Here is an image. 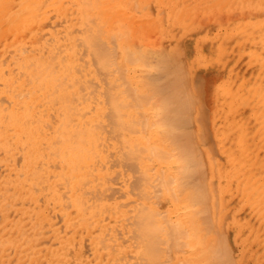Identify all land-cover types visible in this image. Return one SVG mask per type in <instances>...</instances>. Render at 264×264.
<instances>
[{
    "label": "bare ground",
    "instance_id": "6f19581e",
    "mask_svg": "<svg viewBox=\"0 0 264 264\" xmlns=\"http://www.w3.org/2000/svg\"><path fill=\"white\" fill-rule=\"evenodd\" d=\"M166 4L171 13L219 4L256 11L241 23L257 24L264 44V0H0V264H156L155 242L168 229L194 235L196 246L212 239L199 227H168L157 201L264 204V164L251 152L264 135V53L261 74L239 75L223 40L199 31L169 55L138 51L120 14ZM169 20V34L186 27ZM186 80L202 82L208 104L216 82L217 146L200 122L202 101L196 117L218 169L208 187L196 151L177 139L188 135L179 128L191 115ZM232 128L233 151L220 139ZM196 246L186 263L232 264L229 252Z\"/></svg>",
    "mask_w": 264,
    "mask_h": 264
},
{
    "label": "rangeland",
    "instance_id": "374dc122",
    "mask_svg": "<svg viewBox=\"0 0 264 264\" xmlns=\"http://www.w3.org/2000/svg\"><path fill=\"white\" fill-rule=\"evenodd\" d=\"M170 10L171 9L166 4L161 12H158L153 7H150L149 11L141 7H136L133 10H129L126 15L120 14V17H122V29H125L124 24L128 22L129 34L131 38L134 39V45L138 51H141L142 48L146 46H150L157 51H162L169 55L171 52L175 51L173 49L174 45L177 46L178 43L186 42L188 39L194 41L199 31L201 35L207 33L212 36L213 39L218 38L219 41L223 40L229 51V56L232 57L234 71L239 75H244L245 70L255 74L262 73L264 44L260 41V27L258 26V28H256V24L249 29L246 25L241 23L242 15L246 16L251 21H255L260 17L256 11L239 8L229 9L224 4L210 7H193L186 12L174 11L171 13ZM172 17L175 18L177 23L181 21L186 23V27L179 28L173 26L170 32L174 34H169L167 28L170 22L169 19ZM217 21H221V25L210 27V30L207 29L209 25ZM193 22L198 23L200 27L198 25H192ZM235 38H237V41L242 45L246 44V47L243 48L238 42H235ZM214 42L216 43V41ZM151 56L152 55L147 56V62L150 65L155 61V57ZM205 56L207 62L208 54H205ZM214 64L215 63H212L211 65ZM204 66L196 67L195 71L203 73ZM215 84L216 82L214 80L212 83V92ZM184 88L186 97L190 99L189 104L184 108H187L191 115L188 122L182 123L179 126L182 130H187L188 135L180 134L177 139L184 141L187 144L185 145L187 148L191 146V148L196 151V156L201 166L199 173L202 176V180H199V182L203 186L208 187L212 185L209 184V175H211L213 171L218 174V169L214 168L213 170L211 160L207 154V148L200 142V137L197 134L199 122L196 117L199 112L198 107L201 104L200 102L202 101L205 104L204 110L206 111L204 119L200 122L206 125L207 136L216 146L217 135L215 129L217 125H215L214 122L219 121V119H212L215 116V103L211 102L212 92L210 91L208 93L209 95H207V98H210L208 104L202 96L201 81L197 86H194L186 80ZM181 109L182 108H179L180 111ZM221 135L225 137V139H220L226 146L231 144L232 151L238 150L235 129L226 130ZM251 148L252 155H254L257 160H261L258 163L263 165L264 135L256 136L255 142ZM234 152L237 153L238 151ZM223 164H227V157ZM240 166L241 168L243 167L242 163H240ZM195 168L196 166L193 167L192 171H195ZM260 170H263V167ZM257 171L258 170L255 169L251 173L254 174ZM133 172L135 176L139 174L138 166H134ZM254 184L257 185L258 183L254 182ZM154 206L161 216L164 213L162 217L165 218L164 221L167 226L172 223L170 226H174V228L178 227V224H182V226L183 224H185V226L188 224L190 226L187 225L185 229L188 227H199L202 231H208L210 235L212 234V239L207 235L205 239L199 240L196 246L192 244L195 242L194 235L188 236L186 234L185 237H181L183 234L179 232L172 235L173 233L169 232L168 229L170 235L165 233L166 235L163 234L161 239L155 242V252L158 254V257L157 254L156 256L153 255V263L184 264L186 263L183 258L184 253H187L188 250L196 246L194 251L198 253L204 250L205 247L211 252L218 251L221 255H228L229 252L232 256L230 259L232 264H264V204H252L251 202L238 203L232 201L229 202L228 205H225L214 201L201 205L198 201H191L187 204L170 205L168 201H157ZM202 206L204 207L202 208ZM200 209H203V211H200ZM152 216L154 217L153 214ZM177 222L178 226H176ZM218 230H220V232ZM176 235L180 237H175V239H173V236ZM189 245H192V247L189 248ZM185 257H187V255H185ZM189 260H191V258L187 259V261L196 264L195 261ZM221 260H223V257ZM211 263H214L213 259H209L202 264Z\"/></svg>",
    "mask_w": 264,
    "mask_h": 264
}]
</instances>
